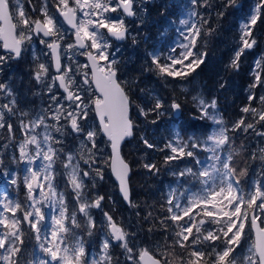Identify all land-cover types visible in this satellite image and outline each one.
<instances>
[{"label":"snow or ice","instance_id":"obj_1","mask_svg":"<svg viewBox=\"0 0 264 264\" xmlns=\"http://www.w3.org/2000/svg\"><path fill=\"white\" fill-rule=\"evenodd\" d=\"M135 2L54 0L61 22L56 15L49 13V0H42L39 16L35 18L33 14L37 8L32 0H27L30 11L25 9V0H0V50L3 53L0 54V70L8 61L21 58L34 37L47 49L42 51L47 61L37 62L31 72L41 92L47 93L45 106L24 110L12 87L0 82V98L7 101L0 103V131L6 133L8 141L2 147L17 148L19 156H13V159L27 164L23 180L25 200H14L6 191L0 193V264H21L26 234L34 238L36 244L32 259L25 260V264H113L114 257L109 251L112 247L123 250L121 254L125 256L126 264H170L163 258L164 254L154 248L137 246L133 234L107 212L104 216L108 235L98 256L89 257L82 235L76 231L82 228L78 214L85 218L83 227L88 235L96 226L90 209L100 208L104 197L90 198L86 181L91 180L94 188L95 179L104 178L99 161L105 155L104 164L118 181L123 199L132 203L131 169L121 155V143L133 136V101L129 94L131 89L118 76L116 53L119 48L110 49L114 41L128 38L125 17L137 15ZM190 3L192 8L187 18L180 20L185 26L180 35L186 43L178 45L182 50L177 52L176 47L171 48L165 63H161L160 53H149L151 63L161 75L184 78L204 62L206 53L196 47L201 27L192 18L200 16L197 6L210 5L208 0L203 3L190 0ZM262 13L264 0H259L243 23L241 46L230 67L238 70L244 50L255 45L252 28ZM200 19L201 24L208 23L202 16ZM69 32L73 43L62 46ZM77 55L85 56L87 63L80 64ZM33 60L39 58L34 55ZM262 73L264 67L257 60L250 88L264 87ZM248 99L250 102L259 100L264 105V95L250 94ZM193 101L200 114L193 119L211 121L214 127L203 138L189 136L184 139L177 130L174 138L164 146L170 153L165 157V163L188 158L191 165L172 173L177 178V188L168 192L166 204L170 215L161 224L167 231L166 222L171 220L178 230L174 231L167 246L185 250L186 258H181V264H264V180L253 181L247 188L242 186L241 177L246 172L237 173L233 164L234 150L230 149L232 139L228 134L237 130L247 132L254 125L246 124L241 117L229 129L215 112V99L209 103L193 96ZM163 107L161 98L157 97L154 107L147 111L139 106L137 109L140 115L147 117L151 112L160 115L159 110ZM170 107L177 113L181 110V104L176 101ZM242 112L264 121V108L258 110L249 104L242 108ZM93 114L95 121L89 123ZM17 132L20 133L19 139ZM257 134L264 136V132ZM143 142L149 148L154 147L146 138ZM101 144L110 148V152L106 154ZM204 153L206 155L202 158ZM256 158L253 153V159ZM144 167L159 171L155 164H145ZM57 172L64 179L65 188L70 187L74 204L78 207L69 210L65 192L58 191L59 186L54 183ZM4 175L6 181L10 179L12 185L17 184L9 173ZM243 241L248 242V247L239 253L237 249L242 247ZM115 264H120L118 257Z\"/></svg>","mask_w":264,"mask_h":264},{"label":"trees","instance_id":"obj_2","mask_svg":"<svg viewBox=\"0 0 264 264\" xmlns=\"http://www.w3.org/2000/svg\"><path fill=\"white\" fill-rule=\"evenodd\" d=\"M249 1L246 0L245 3L247 4ZM256 1L259 2V0ZM208 2L210 7H203L201 10V16L208 23L201 24L199 18L200 24L197 26L201 27V34L196 44L200 52L206 53V56L204 62L188 76L184 78L176 77L171 80L168 76L159 74L155 65L150 64L147 66L140 58L141 54L146 52H158L161 54V63H163L162 58L172 36H167L165 42L161 44L153 37L155 29L158 32L167 24L162 23L161 25L159 23L156 28L155 25L146 24L144 32L147 33L148 38L145 42L137 44V55L135 53L132 59L128 58L129 55L124 57L123 64L128 76L137 80L136 90L134 85H131L132 93H129L133 101L131 109V118L134 123L133 136L122 148V154L123 151H129L124 157L131 167L130 192L132 203L129 206H125L117 194V187L107 167L105 168L106 176L103 173L110 185L114 205L109 206L102 200V214L104 215L107 212L115 220L121 222L125 230L133 234L134 243L137 246L159 244L160 248L156 250L163 253V258H166L170 264H181V258H186V253L184 249L179 247L169 248L167 246V242H170L173 238L174 231L178 229L171 220L166 222L167 231H165V225L161 224V221L170 215L167 212L165 189L174 184L175 176H173V172L179 171L181 167L191 166L188 163V158L165 163V157L169 155V151L164 146L172 139V130L174 128L179 130L184 139L189 136H206L210 125L201 122L200 119H193L194 116L199 117L193 106L195 104L193 96L203 98L206 102L215 99L218 114L223 118L229 129L241 117L245 119L246 124L250 122V119L247 120L241 112L246 102L245 88L250 85L249 79L242 72L241 67L234 70L228 64V53H230L233 46L229 40L232 37L230 32L234 24L228 23V17L232 13L233 6L226 5L223 0H208ZM201 3H203V0H201ZM261 17H264V13L261 14ZM256 36V44L258 45L256 51H258L261 66L264 67V26L259 28V33ZM157 97L161 98L164 105L159 110L160 115L151 112L147 117H141L137 114L136 107L138 105L148 110L154 107ZM173 101L181 104L182 115L179 120L172 116L170 105ZM153 121H156V123H153ZM257 121V125L264 122ZM228 134L232 139L230 149L234 150L233 164L238 174L242 170L246 172L241 177V184L246 187L252 179L253 174L251 171L255 163L253 158L251 159L249 156L251 148H248L247 138L245 139V133L241 130L229 131ZM144 138L154 147H147L143 142ZM145 164H155L159 171H149L144 167ZM9 168H11V164L7 158L6 162L3 163V169ZM57 174L54 183L59 186L58 191H64L65 197H67L69 194L68 188L64 186V179L60 174L59 176ZM18 194V199L21 200L23 191L20 189ZM179 223H183V221ZM24 227L27 230V227ZM82 230L77 229V232H85L84 229ZM92 239V237H89L88 241H92ZM96 242V235L94 234V246H96ZM34 246V239L26 234L25 251L21 264H24L25 260H30ZM109 251L114 257L113 264H115V258L117 257L120 264H123L121 263V251L118 250V247H112Z\"/></svg>","mask_w":264,"mask_h":264},{"label":"rangeland","instance_id":"obj_3","mask_svg":"<svg viewBox=\"0 0 264 264\" xmlns=\"http://www.w3.org/2000/svg\"><path fill=\"white\" fill-rule=\"evenodd\" d=\"M219 1H222V0H219ZM223 1H224V3L226 5H232L233 6V10L231 11L232 13L229 14V17H228V23H230V24L234 23L233 26L231 27V32H230V34H232V37L229 39L230 42L233 44V46L231 47L230 53H228V64L230 66L231 61H232V59L235 56V52L241 46L240 37L242 35L243 23L249 18V14L253 11V9L255 8V6L258 3V1H256V0H252L251 1L250 0L247 4L245 3L246 0H234V2H232V3H230L229 0H223ZM32 3H33V5H38V7H40L41 4H42V0H32ZM156 3H161L162 5H164V0H136V2L134 3V8H136V10H137V15L134 17V19H133L134 22L133 23L135 24V23L139 22L140 19H142L141 20V25H143L145 23L148 24L147 22H151L150 19L149 20L147 19V17L149 16V15L147 16V14H148L147 6L149 7V5L156 4ZM137 4L140 5L139 8H137ZM245 4H246V6H245ZM184 5L186 6V9H187L186 12L182 16H180L177 21H175V20L171 21V23L169 25V27L172 26L170 31H172L173 36L171 37V39L169 40V42L167 44L164 57L162 58L163 63L167 62L165 60V58L170 54V49L171 48L176 47V51L179 52L182 49H180L178 47V45L180 43H182V42L186 43V41H184L183 36L180 35V31L181 30H185V26L180 24V20L187 18V13H188V11L191 10L192 5L190 3V0H186ZM24 6H26L25 9H27V7H28L27 6V0H25V5ZM38 7H36L37 8V12H39L38 11L39 10ZM202 9H203V7H200V8L196 7V11L198 13H200V16L192 18L193 21L197 23V25L199 24V18L201 17V10ZM55 10L56 9L54 7V0H49V13L54 15ZM107 15L116 16L117 13H108ZM125 24H126V22H125ZM263 26H264V17H260V19L257 20L256 25L253 26V28H252V38H254L255 40L257 39L256 35L259 33V28L263 27ZM135 29H132V30H131V28L129 29V36L128 37L131 38L130 41H133L132 44L131 43L126 44L127 42H125V44L119 45V44H116V43L113 42L112 49H110V51L111 50H115L116 48H119V51L116 53V58H117L118 61L122 58V56L124 55L126 49H127V51L130 52V55H129L128 58L132 59L135 53L137 55L136 47H137V44L140 42V40L138 38L139 30L137 28H135ZM164 30H167V29L162 28L160 31L157 32L158 33V37L156 38V40H158V43H160V44L162 42H165V39H166V36H167V34H162V31H164ZM101 31H104V30L101 29ZM164 32L166 33V31H164ZM71 36H72L71 32H69L65 36V40L62 42V46L66 45L68 43H73V41L71 39ZM151 42H153V41H151ZM154 43H157V42H154ZM34 47H35V45L31 44L28 48L32 49ZM43 51L46 52L47 49L43 48ZM149 53H153V52L149 51V52H146L145 54H141V56H140L141 60L147 66L150 65V64L152 65L151 56L149 55ZM258 56L259 55H258V51H256V43H255V45L250 50L245 49L243 54L240 57L239 67L242 68V72H244L245 76H247V78L249 79L250 85L254 82L253 71L255 69V62L257 60H259ZM76 59L79 61L80 64L86 63V61H85L86 58L84 56H82V55H77ZM234 70H235V68H234ZM119 75H120L119 76L120 79L122 81L126 82L130 89H131L130 86L134 85V89L136 90V86L135 85L137 84V80L129 77L128 73H127V70H122L121 69V71L119 72ZM169 78L171 80L174 79L173 77H169ZM262 78H264V73H262ZM250 85H247L246 88H245L246 102L244 104V107L248 106L249 104H251L252 107H255L258 110H260L261 108H264V105H261L259 100H253V101L250 102L248 97H249L250 94H254L257 97H259L261 95H264V87L250 88ZM183 92H186V91H183ZM130 93H132V90L130 91ZM38 101H39V105L41 107L45 106V104L47 102V93H46V91L45 92H41V89H40V91L38 92ZM169 105H170V103L168 104V106ZM138 106L139 107H143L141 105H138ZM193 106H194L195 110L197 111V113L199 114L198 108L196 107V102H195V104ZM41 107H39V108H41ZM30 109H32V108L27 107L24 110L27 111V110H30ZM136 109H137V107H136ZM144 109H145V111H147L146 108H144ZM136 111H137V114L139 116L144 117L143 115L139 114L138 109ZM209 111L212 112L213 110L209 109ZM215 112L218 113L217 108H216ZM241 112H242V110H241ZM243 114L245 115L244 117L247 120L250 119L249 123H252L254 125V128L248 129L247 132H244V131L241 130V132L245 133L244 137H245V139L247 138L246 139L247 140L246 141L247 142V146H248V148L249 147L251 148V153L249 155L250 158L251 159L253 158V153H255L256 156H257L256 159H253L255 161L254 167H253V169L251 171L253 175H252L251 181L245 187V188H247V187H249L251 185V183L253 181L264 180V159L260 158V157H264V151H262V150H264V136H261V135L257 134V133L264 132V122H263V124L259 123L260 125H257V122H258L257 120H259L258 116L253 117V115L251 113H248V114L243 113ZM93 121H95L94 114H93L92 120H90L89 123H92ZM201 122L208 123L210 125V127L208 129V132L206 133V135H207L211 131V129L214 127V125H212L211 121H208V120H201ZM215 127H218V126H215ZM176 131L177 130L175 128L172 130V139L174 138V135H175ZM5 136H6V133H3L2 131H0V160H2V163H0V193H4L6 191L7 195L10 198L15 200V199H18V195H19L18 191L21 189L23 191V194L21 195V201H24L25 200L26 189L24 188L23 180H24V176L26 175L25 168L27 167V164L25 162H23V161H18V159H13V156H16L17 158L19 156V152H18L17 148L10 146V147L5 149V148L2 147L3 144L8 143V141L5 139ZM16 136H17V139H19L20 138V133L17 132ZM201 138H203V137H201ZM70 139L71 138H69V141H71ZM101 139L103 140L104 138L101 137ZM100 147L106 154L108 152H110L109 148L106 147L104 144H101ZM128 152L129 151H127V150L123 151V154H124L123 157L125 155H127ZM203 155H206V153L202 154V158H203ZM7 158L10 161L11 168L4 170L3 169V163L6 162ZM106 159H107V155H105L99 161V167L103 170L104 175H105V168L107 167L109 169V167L106 164H104V160H106ZM37 163H39V162H37ZM186 167H189V166H186ZM186 167H181L179 169V171L183 170ZM4 173H9L11 178H14V179L17 180V184L16 185H12L11 182H10V179H8L6 181ZM57 175L59 176V174H57ZM104 175H103L104 178L102 180L99 179L98 177L95 179V187L94 188L91 187V184H92L91 180H87L86 181L87 184L89 185L88 194H89V197L92 198V199H94L96 197V195L103 196L104 197L103 200L109 206H113L114 205V201L111 198V188H110V185L108 183L107 178L105 177L106 175L105 176ZM174 179H175L174 180V184L172 186L167 187L165 189V198L166 199H167V195H168L169 190L177 188V183H176L177 178L175 177ZM68 191H69V194L65 198H66V203L69 206V210H71L74 206L78 207V205L74 204V201H73V198H72L73 194L71 192L70 187H68ZM117 194H118V190H117ZM101 203H102V201H101ZM42 210L47 211L46 209H42ZM90 213H91L92 219H93V221L95 222V225H96L95 228L91 229V232H92L91 235H88L87 231L83 227V221H84L85 218L82 217L81 214H78V216H77V219L82 222L81 230L82 229L85 230V232H82L83 230L81 231L82 234H81V232H78V233H80L82 235L84 246H85V251L89 255V257L98 256V254L100 253L102 242L106 238V236L108 235V229L106 227V219H105L104 215L102 214L101 207L100 208H92V209H90ZM185 219H187V218H185ZM205 227H209V225H205ZM210 227L215 228L216 226L215 225H211ZM94 234L96 235V241H97L96 242V246H94V243H93ZM89 237L93 238L92 241H88ZM34 243L36 244L35 240H34ZM217 243H219V242H217ZM145 246L154 248L155 250L160 248L159 244H146ZM247 247H248V242L247 241H243L242 242V247L240 249H237V252L243 253V252L246 251ZM33 250H34V248H33ZM33 250H32V254H33ZM118 250H120L121 253L123 251L119 247H118ZM32 254H31L30 260L32 259ZM120 256H121V263L124 264V262H126L125 261V256L122 255V254Z\"/></svg>","mask_w":264,"mask_h":264},{"label":"flooded vegetation","instance_id":"obj_4","mask_svg":"<svg viewBox=\"0 0 264 264\" xmlns=\"http://www.w3.org/2000/svg\"><path fill=\"white\" fill-rule=\"evenodd\" d=\"M185 1L184 0H164V5H162L161 3H156V4L149 5V7L147 6V10H148L147 16L148 15L150 16V17L148 16L147 19L151 20V22H147V23L151 24L150 26L155 25V28L156 26L157 27L159 26L158 25L159 23H161V25L162 23L164 25L167 24L165 25V27H163L167 29V30H164L166 31V33L162 31V34H167V36H170V35L173 36L172 31H170L172 26L169 27V25L171 21H174V20L177 21L178 18L186 12L187 9H186V6L184 5ZM27 6L28 7L26 10L30 11V6L28 3H27ZM35 6L38 7V5H35ZM197 8H200V7L197 6ZM55 14L58 17V13H56V10H55L54 15ZM33 16L34 18L38 17L39 12L34 13ZM134 17L132 18L125 17V20H126L125 22L128 27V30L130 28L131 30L137 28L139 30L138 38L140 42H145L146 39L148 38L147 33L144 32V27L146 26V23L141 25L142 19H140L139 22L134 24L133 23ZM60 20L62 21L61 18ZM199 24H200V21H199ZM157 37H158V33L155 29L154 37H153L154 40H156ZM71 39L73 41L72 36H71ZM130 40L131 38L128 37L127 39L123 40L121 43H117L115 41L114 43L119 44V45L125 44V42H127L126 44L128 43L132 44L133 41H130ZM31 44L35 45V47L32 49L27 47L25 52L22 53L21 58L8 61L5 65L2 66V70H0V82L6 83L12 87L20 107L24 109L27 107L32 108V109H38L39 107H41L38 101V92L40 91V87L35 84L34 80L32 79L31 72L35 68L37 62L47 61V57L42 55L43 48H45L44 45L39 44L38 40L35 37L33 38V41ZM257 48H258V45L256 44V50ZM0 54H3L2 50H0ZM34 55L39 58L38 61L33 60ZM126 55H130V52L127 51V49L124 55L122 56V58L118 61L117 67L119 68V72L121 71V69L126 70L125 65L123 64L124 57ZM85 61L87 63V58L85 59ZM119 72H118V76H120ZM6 102L7 101L5 99L0 98V103H6ZM181 115H182V109H181L180 116L176 119L179 120Z\"/></svg>","mask_w":264,"mask_h":264},{"label":"water","instance_id":"obj_5","mask_svg":"<svg viewBox=\"0 0 264 264\" xmlns=\"http://www.w3.org/2000/svg\"><path fill=\"white\" fill-rule=\"evenodd\" d=\"M127 18H132V17H127ZM61 19H62V18H61ZM65 26L68 27L66 24H65ZM115 42H117V43H121L122 41H115ZM53 71H54V69H53ZM171 110H172V109H171ZM180 113H181V110H180L179 113L174 112V111L172 110V116H173V118H175V119L178 118V117L180 116ZM97 122H98V121H97ZM131 138H132V137H127V138H125V140L122 141V143H121V155H122V157H123V154H122V148H123V146L125 145V143L128 142ZM109 151H110V148H109ZM123 158H124V157H123ZM124 159H125V158H124ZM125 161H126V160H125ZM126 162H127V161H126ZM129 166H130V165H129ZM130 169H131V167H130ZM109 172H110V176H111V178H112L114 184H115L116 187H117V190H118V194H119V196H120V199L122 200V202H123V204H124L125 206H129V203L123 199L122 194H121L120 191H119L118 181L115 179V176L112 174L110 168H109ZM130 176H131V171H130V173H129V188H130ZM130 199H131V192H130ZM104 217H105V216H104ZM105 219H106V217H105ZM25 226L27 227V225H25Z\"/></svg>","mask_w":264,"mask_h":264}]
</instances>
